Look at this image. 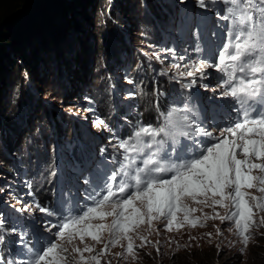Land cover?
Instances as JSON below:
<instances>
[{"label":"rangeland","instance_id":"obj_1","mask_svg":"<svg viewBox=\"0 0 264 264\" xmlns=\"http://www.w3.org/2000/svg\"><path fill=\"white\" fill-rule=\"evenodd\" d=\"M87 2L90 4L87 12L80 13L82 40L78 42L69 33L58 39L56 45L41 48L33 73L27 72L24 74L27 77L20 80L16 79L17 61L14 59L8 72L11 80L6 81L0 92V140L4 142H0V154L5 158L0 160V218L7 222V229L17 228L16 233L4 235V240L16 245L6 257L0 250L5 264L13 258H24L20 255L23 252L21 236L29 246L46 244L51 236L46 231L47 221L56 219L35 207L23 213L17 209L35 202L52 209L65 204L83 207L90 203L87 196L91 185L84 181L101 183L113 167L110 156L115 141L112 136L118 132L124 137L133 131L134 125H128L127 116L135 119V125L138 120L145 124L160 122L151 104L156 99L152 95L153 88L162 93L160 88H166L169 94L159 97V101L163 97L167 99L160 101L162 111H167L179 99L180 85L158 75L159 71L169 68L171 63L205 59L224 42L227 22L216 14L218 8L223 12V4L201 8L197 0ZM205 2L208 4L209 0ZM97 37H101L102 44ZM197 46L202 49L199 53L195 50ZM163 49H175L177 57L174 59ZM153 53L164 63L156 60ZM179 56H184L185 60L180 61ZM210 71L206 83L212 88L218 74L214 69ZM129 80L133 83L129 84ZM192 92V103L210 126L213 122L223 126V122L234 115L230 101L221 98L218 92L203 87L194 88ZM97 117L113 131L95 127ZM5 144L16 146L6 151ZM102 148L107 151L102 153ZM29 192L34 196H29ZM45 194H49L50 203L41 201ZM156 227L163 229L159 223ZM217 227L222 230L220 236L216 233ZM259 232H264V228ZM206 233H212L211 242ZM144 234L149 240L160 242L159 253L149 244L137 250V260L116 258L113 264H177L171 260V254L183 259L197 249H217V244L221 249L216 253L219 263L223 260L222 264H264V238L258 234L241 255L238 238L219 221L208 220L205 227L195 229L186 226L179 232L161 230L159 234ZM190 236L196 239L190 240ZM185 244L191 247L178 248Z\"/></svg>","mask_w":264,"mask_h":264},{"label":"snow or ice","instance_id":"obj_2","mask_svg":"<svg viewBox=\"0 0 264 264\" xmlns=\"http://www.w3.org/2000/svg\"><path fill=\"white\" fill-rule=\"evenodd\" d=\"M218 3L224 8L223 12L217 9V17L227 22L218 51L194 63H171L159 71L158 75L180 85L179 99L162 111L159 97L164 93L153 88L156 99L151 104L160 122L138 120L131 134L112 136L113 167L101 183L84 181L91 185L90 203L52 209L35 202L17 209L23 213L35 207L56 219L47 221L46 231L51 236L46 244L29 246L21 236L20 255L24 258L10 259L7 264L135 261L137 250L146 245L161 251L160 242L149 240L145 232H179L186 226L195 229L205 227L208 220L219 221L238 238L241 255L258 234L264 238V232H259L264 228V0H209L208 4L197 0L201 8ZM195 50L202 51L199 46ZM162 51L177 57L175 49ZM153 55L164 63L158 54ZM178 58L185 60L184 56ZM213 69L217 83L209 88L206 81ZM199 87L230 101L234 115L223 126L215 122L210 126L192 103V90ZM94 126L113 131L99 117ZM6 223L0 218V242L5 233L17 232L16 227L7 229ZM157 223L163 229L157 228ZM216 233L220 236L222 230L217 227ZM205 236L211 242L212 233ZM117 247L120 251L113 252ZM217 250L221 251L219 244ZM0 264H5L2 256Z\"/></svg>","mask_w":264,"mask_h":264},{"label":"trees","instance_id":"obj_3","mask_svg":"<svg viewBox=\"0 0 264 264\" xmlns=\"http://www.w3.org/2000/svg\"><path fill=\"white\" fill-rule=\"evenodd\" d=\"M89 5L87 0H0V92L6 81L11 80L8 72L14 59L17 61L16 79L20 80V77H27L24 75L27 72L33 73V64L39 59L41 48L44 49L48 44L56 45L58 39L69 33L80 42V13L85 14ZM147 86H151L150 79ZM160 89L164 91V97L169 95L166 88ZM164 97L161 102L167 100ZM127 118L129 126L135 125L132 116L128 115ZM0 142L4 144L3 140ZM5 146L6 151H12L16 144L14 147ZM0 160H5L1 154ZM41 201L50 203L49 194H45ZM13 246L16 245L10 240H3L0 250L6 257ZM216 253L215 247L213 250L197 249L183 259H179L177 254H171V260L177 264H222L223 260L219 263Z\"/></svg>","mask_w":264,"mask_h":264}]
</instances>
